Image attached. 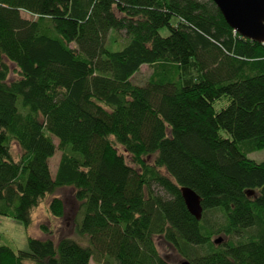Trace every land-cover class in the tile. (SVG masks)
Masks as SVG:
<instances>
[{
    "label": "trees",
    "instance_id": "trees-1",
    "mask_svg": "<svg viewBox=\"0 0 264 264\" xmlns=\"http://www.w3.org/2000/svg\"><path fill=\"white\" fill-rule=\"evenodd\" d=\"M260 150L264 44L212 0H0V217L28 230L73 188L90 241L29 237L15 252L0 236V264H173L160 236L192 264H264V162L248 158ZM183 187L201 197L200 221ZM49 209L65 215L59 197Z\"/></svg>",
    "mask_w": 264,
    "mask_h": 264
},
{
    "label": "rangeland",
    "instance_id": "rangeland-1",
    "mask_svg": "<svg viewBox=\"0 0 264 264\" xmlns=\"http://www.w3.org/2000/svg\"><path fill=\"white\" fill-rule=\"evenodd\" d=\"M23 16L26 19H31V16L23 13ZM163 36H167L169 31L167 29H163L161 31ZM113 39L117 40L114 47H110L113 50H122L127 44L128 39L126 38L125 33H113ZM10 68L12 71L10 80H14L17 77L14 75L16 67L10 64ZM192 76L196 77V70L192 67L190 70ZM152 73V69L148 66H143L141 71L132 79L133 83L136 85L145 84L150 75ZM222 104H218L217 108L221 109ZM222 135L226 138H230V135L221 131ZM55 143L58 145V139L55 138ZM13 147V152L16 156L20 155V149L15 144ZM123 153L126 159L130 162L131 158L122 148L119 150ZM157 156H148L146 160L153 165ZM250 160L256 161L258 163L264 162V150L256 151L248 155ZM61 159V152L57 151L55 156L50 160V167L52 176L55 177L58 164ZM133 166V164H132ZM134 167V166H133ZM166 173L165 170L162 171ZM156 192H160V190H156ZM53 197H59L63 200L65 205V215L63 218H55L52 216L49 206ZM81 203H79L75 198V190L73 188H60L58 189L53 196L48 197L44 203L36 210L33 216V224L31 228L28 230L25 228L23 223L20 221L0 217V236L2 245L8 246L12 248L15 252H28V238L33 237L35 239L45 240L51 237L56 243L62 237H69L76 241H78L83 246H90V241L87 236H79L76 232L75 221L79 214L81 215ZM45 225L50 232L51 235L45 233L41 227ZM223 238V242L225 238L223 236H216L215 239ZM156 244L159 249V252L162 256L167 258L173 264H181L184 259L178 253V251L168 243L164 237H156ZM34 264V263H28ZM90 264H97L94 260L90 262Z\"/></svg>",
    "mask_w": 264,
    "mask_h": 264
},
{
    "label": "water",
    "instance_id": "water-1",
    "mask_svg": "<svg viewBox=\"0 0 264 264\" xmlns=\"http://www.w3.org/2000/svg\"><path fill=\"white\" fill-rule=\"evenodd\" d=\"M228 25L245 39L264 44V0H212ZM188 211L198 221L203 217L201 197L191 188L181 189ZM222 239L216 240L220 244ZM181 264H192L184 260Z\"/></svg>",
    "mask_w": 264,
    "mask_h": 264
}]
</instances>
